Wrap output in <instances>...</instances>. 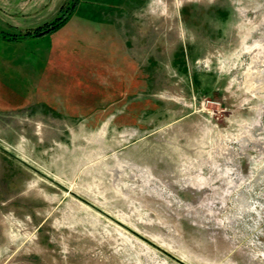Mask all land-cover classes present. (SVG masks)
Returning <instances> with one entry per match:
<instances>
[{
	"label": "rangeland",
	"instance_id": "1",
	"mask_svg": "<svg viewBox=\"0 0 264 264\" xmlns=\"http://www.w3.org/2000/svg\"><path fill=\"white\" fill-rule=\"evenodd\" d=\"M76 2L0 36V264H264V0Z\"/></svg>",
	"mask_w": 264,
	"mask_h": 264
},
{
	"label": "crops",
	"instance_id": "2",
	"mask_svg": "<svg viewBox=\"0 0 264 264\" xmlns=\"http://www.w3.org/2000/svg\"><path fill=\"white\" fill-rule=\"evenodd\" d=\"M76 6V0H0V28L12 30V33L37 28L53 20L66 8L71 14ZM98 123L114 122L109 115Z\"/></svg>",
	"mask_w": 264,
	"mask_h": 264
},
{
	"label": "trees",
	"instance_id": "3",
	"mask_svg": "<svg viewBox=\"0 0 264 264\" xmlns=\"http://www.w3.org/2000/svg\"><path fill=\"white\" fill-rule=\"evenodd\" d=\"M73 1V0H71ZM69 15V10L66 8L64 11L59 13L53 20L50 22L44 23L42 26L33 29H27L15 33H4L0 31V36L4 39H20L24 37H34L39 36L45 32L50 31L56 26L60 25Z\"/></svg>",
	"mask_w": 264,
	"mask_h": 264
},
{
	"label": "bare ground",
	"instance_id": "4",
	"mask_svg": "<svg viewBox=\"0 0 264 264\" xmlns=\"http://www.w3.org/2000/svg\"><path fill=\"white\" fill-rule=\"evenodd\" d=\"M156 7H157V5H156Z\"/></svg>",
	"mask_w": 264,
	"mask_h": 264
}]
</instances>
